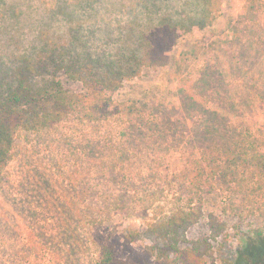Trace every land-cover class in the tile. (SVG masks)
Here are the masks:
<instances>
[{"label":"rangeland","instance_id":"374dc122","mask_svg":"<svg viewBox=\"0 0 264 264\" xmlns=\"http://www.w3.org/2000/svg\"><path fill=\"white\" fill-rule=\"evenodd\" d=\"M0 1L1 10L11 6L5 17L0 13V26L19 18L27 27L15 29L13 35L20 32L25 42L10 52L3 48L7 36L0 27L2 79L11 76L17 57L32 47L30 30L49 25L56 16L49 13L52 10L44 11L45 0ZM58 2L62 7L68 0ZM119 4L120 0H106L95 19L102 26L91 35L98 54L114 51L117 34L108 33V26L119 25L117 15L110 12ZM75 16L84 20L87 12L78 9ZM220 21L218 27L182 34L166 68L146 71L114 93L115 111L108 122L95 126L72 115L53 129L19 133L12 161L0 178V264H97L93 237L100 230L125 262L153 264L155 259L146 254L151 242L144 237L136 240L132 252L124 245L123 233L128 228L146 229L147 205L153 204L159 214L172 210L180 195L188 198L181 185L189 162L223 165L233 148L242 155L257 149L264 156V89L240 81L245 73L264 69V57L253 54L259 46L264 56V0H225ZM235 72H240L239 80L232 76L224 85ZM70 88L81 90L73 84ZM234 93L239 105L232 111L228 106ZM215 107L227 110L229 118L216 115ZM229 135L241 141L252 135L254 148H238L239 142L228 140ZM262 159L259 165L264 168ZM248 162L243 188L218 177L204 190L206 215H223L230 224L228 238L215 244L218 264L226 260L243 264L241 255L249 243L257 240L258 231L264 233V196L256 189L264 181ZM116 203L120 207L114 209ZM85 208L107 219L93 237L81 222ZM207 225L203 221L191 228L189 241L208 236Z\"/></svg>","mask_w":264,"mask_h":264},{"label":"trees","instance_id":"16d2710c","mask_svg":"<svg viewBox=\"0 0 264 264\" xmlns=\"http://www.w3.org/2000/svg\"><path fill=\"white\" fill-rule=\"evenodd\" d=\"M58 1L45 0L44 11L52 10L49 13L56 18L50 19L49 25L30 30L31 35H34L29 41L32 47L17 57L19 62L11 76L0 79V178L12 161L20 132L25 129L50 130L72 115H78L95 126L108 122L115 111L114 93L127 82L141 78L146 71L166 68L171 60L169 53L176 48L182 34L194 33L196 28L206 31L220 26L225 2L120 0L117 9L113 8L114 5L110 9L111 15H117L119 23L118 26L117 22L108 26V33L117 34L112 41V44L116 43L112 47L114 51L111 55H101L94 49L97 47L92 43L91 35L92 32L98 34V31L102 30L101 20L95 19L100 17L98 12L104 6L103 2L106 5V0H68L62 7ZM68 6L73 8L67 10ZM10 7L6 6L2 10L0 8L3 17ZM14 7L16 8V5ZM78 9L87 12L84 20L75 16ZM89 11L95 12V15L92 16ZM0 27L1 33L7 36V43L3 48L9 52L19 50L18 46L22 47L25 41L22 40L20 32L19 35H13V32L17 28L21 31L27 27L21 25L19 18ZM262 52L258 46L253 54L260 59L264 57L260 56ZM239 73H231L228 82L224 79V85H229L232 76L238 79ZM240 81L246 86H259L264 89L263 67L258 74L254 71L245 73ZM71 84L80 86L81 90H72ZM234 98H238L235 93L230 98L232 105L228 106L232 111L237 108L234 105H239ZM126 110L127 115H130L128 110L130 112L131 108ZM214 110L219 117L229 118L227 110L221 107H215ZM247 138L248 140L241 141L240 138L234 139L229 135L228 140H236L239 142L237 147L243 150L251 149L256 140L252 135ZM258 151L255 149L242 155L240 151L230 149L223 165L189 162L183 171L184 185H181V189H186L188 198L180 195L172 210L159 214L154 211L156 208H153V204L147 205L144 208L146 229H126L122 236L124 245L132 250L133 242L143 237L148 239L151 245L147 247L146 254L149 259H155L153 264H218L214 257L215 244L228 238L230 224L223 215H206L205 187L220 177L223 183L229 178L243 188L241 179L244 178L246 167L250 165L249 159L256 168L257 176L264 181V168L259 165L264 156ZM259 185L256 189L264 196L261 193L264 192V186ZM246 188L250 189L249 186ZM79 198H83L81 194ZM71 204L78 206V203L73 201ZM119 207L116 203L114 209ZM77 208L80 211V207ZM203 221L209 225L210 233L190 242L189 230ZM81 222L86 224L93 237L95 228L101 229L107 219L85 208L81 209ZM99 232L101 230L93 237L98 252L97 264H142L139 260L138 263L125 262L121 259L116 244L108 237H101L102 232ZM258 233L257 240L249 243L245 255H241L243 264H264V233ZM187 244L189 246H185ZM258 254L260 258H257ZM236 262L237 260H226L221 264Z\"/></svg>","mask_w":264,"mask_h":264}]
</instances>
